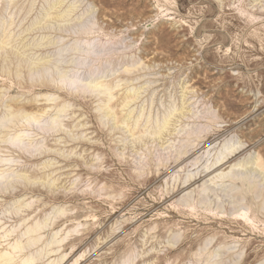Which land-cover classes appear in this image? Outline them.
Returning <instances> with one entry per match:
<instances>
[{
  "label": "rangeland",
  "instance_id": "374dc122",
  "mask_svg": "<svg viewBox=\"0 0 264 264\" xmlns=\"http://www.w3.org/2000/svg\"><path fill=\"white\" fill-rule=\"evenodd\" d=\"M52 1L0 0V118L13 108L43 122L67 106L62 130L34 126L31 143L3 141L23 121L0 128V158L22 175L0 191V220L16 233L47 223L16 261L264 264V171L243 170L253 197L215 179L264 163V0ZM31 62L54 76H30ZM67 69L112 84L115 116L90 80L61 89Z\"/></svg>",
  "mask_w": 264,
  "mask_h": 264
},
{
  "label": "bare ground",
  "instance_id": "6f19581e",
  "mask_svg": "<svg viewBox=\"0 0 264 264\" xmlns=\"http://www.w3.org/2000/svg\"><path fill=\"white\" fill-rule=\"evenodd\" d=\"M59 1H61V0H59ZM59 1L57 0L56 2L50 3L49 8L56 6ZM59 4H61V2H59ZM72 10H73V8L66 10L67 13L66 14L63 13V14H65L64 16H68ZM47 14L48 13L46 12L45 16H49ZM63 14H61L62 17H64ZM58 16H60V15L56 14V15L52 16V18L58 19ZM62 17H59V18H62ZM42 18H44V17H42ZM52 18L50 17L49 19H52ZM44 19H46V18H44ZM36 24L37 23H35L31 26L33 27ZM5 37H8V36H5ZM8 44H9V42H3L2 46L4 47ZM85 44H86V50H85V48H83L81 51H85V53H88V51L93 48V47H90L92 45V41H86ZM79 49H81V48H79ZM34 64L32 62L30 64H27V68L29 70L30 76H32V77L33 76H36V77H39V76L52 77V76H54L52 71H50L49 69H45L44 64L43 65L38 64L37 66H35ZM55 65H56V63H55ZM39 69H42V70H39ZM56 75H57L56 79H58L61 83V85H60L61 89H63V87H66V84L74 85V84L79 83L80 85H82L83 83H88L89 82L88 80H90L91 84H88V86L82 85V87L85 90H90L92 93L97 92V93L101 94L102 96L104 95L105 102L103 103V107H101L99 109L100 110H106L107 112L106 111L105 112L107 113V115L110 114V116H115V114H114L115 112L113 111L114 108L111 104L113 97H114V94H113L114 87L111 86L112 84H108V83L104 82L99 77H93L92 73L91 74L89 73V75L86 76L85 78H81V76L77 72H75L73 70L71 71V69H67L66 71H62V72H57ZM50 81H54V79H51ZM68 92H70V91L68 90ZM130 93H131V91H129L126 94H123L120 98V105H121L122 110H125L126 106L130 103V100L133 97L132 96L133 93L132 94H130ZM47 100H50V98H47ZM66 109H67L66 105L55 107L54 108L55 114L51 115V114H49L50 112L47 113L49 115L46 116V119L43 122L40 119L41 117L45 116L43 113L40 114V116H36V114L26 113L25 111H22V110H16L15 111V110H13V108L7 109L8 110L7 115L5 114L4 116H2L0 118V128L1 127L7 128L9 123L11 124L13 122L12 124H14V121H16V123L17 122L22 123V121H23L26 123L27 126L24 123V125L26 126V128L24 130H21V131L17 130L18 132H16L15 134L13 132V135L9 136V138L7 137V139H5L3 141L10 143V144H12V146L16 147V144H23V143H29V142L31 143L34 141V139L32 137H30V135H28V133H30V132H27L28 130H33L34 126L40 127V129L45 130V132L47 131V133H48V129L54 130L56 128H59V129H60V127L62 128V126H61V120L62 119L61 118H62V116L64 117V115H62V114H63V112L66 111ZM45 112H47V111H45ZM131 112L126 110V113L122 118V121L120 120L123 124H126L127 126H128L127 123L130 120L129 115ZM122 123H121V125H122ZM136 123H137V121H136ZM165 123H166V121L163 123V125ZM163 125L159 126V129H163L162 128ZM22 128H24V127H22ZM59 129H57V130L59 131ZM60 130H62V129H60ZM40 134H42V133H40ZM43 134H45V133H43ZM33 137H35V135ZM231 153H234V151L230 152V154ZM226 157H227V155H225V157H222L221 159L215 161L209 167H206L205 171L208 172L210 170L211 171L218 170L223 165H225L227 162H229V159H225ZM12 162L13 161H11L10 159H7V158L1 159L0 158V165H2V169H0V191H2V192H6L9 189L10 190L14 189L13 187H14V183L16 182V179L22 176L21 174H18L16 172V170H15L16 168L15 169L13 168L14 164L16 165V163L13 164ZM232 167H234L232 170H229L226 173H219L215 176V179H219L218 182L221 183L220 186L225 187L226 184H229V185L231 184L232 185L231 189L235 190L234 195L236 197H238V196L245 197V196H249V195L251 197H253V195H255L256 193L261 192V190L258 188L257 183L255 182V179L251 176V173L247 172V171H243V170H248V169H249V171L251 169L264 171V163L261 161V159L259 157H254L252 162L247 161V162H244L242 164L238 163V164L233 165ZM238 183H240V186L243 188L241 191H240V187L239 188L236 187V185ZM211 190H216L215 183H214V187H212ZM262 199H264V193L262 194ZM21 207H26V204L23 203L17 207L15 205L14 211L20 210ZM262 216H264V212H262ZM45 219H48V218H45ZM46 226H47L46 221H41V222L36 221L33 224L26 226L23 231L16 233V225L15 226H12V225L7 226L5 220H0V263L4 262L5 264H35L33 262L34 257L31 254H26L24 256H21L18 259L19 260L18 262L16 261V257L19 256V254L26 252V250L29 247H31L34 244H37L41 240L42 236L40 235V232Z\"/></svg>",
  "mask_w": 264,
  "mask_h": 264
}]
</instances>
